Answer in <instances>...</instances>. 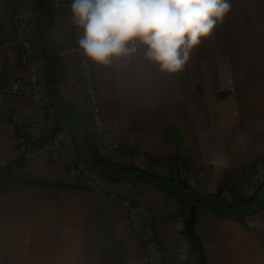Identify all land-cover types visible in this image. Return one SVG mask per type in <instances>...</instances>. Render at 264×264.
Segmentation results:
<instances>
[{
  "label": "crops",
  "instance_id": "1",
  "mask_svg": "<svg viewBox=\"0 0 264 264\" xmlns=\"http://www.w3.org/2000/svg\"><path fill=\"white\" fill-rule=\"evenodd\" d=\"M230 2L223 24L193 50L181 72H162L144 57V46L129 62H94L93 69L104 98L106 133L133 150L108 158L180 179L203 195L221 188L225 200L238 202L250 166L264 173V0ZM45 41L65 65L61 97L85 124L81 107L67 98L77 71L67 13L53 11ZM37 45L42 46L38 40ZM13 56L6 58L4 75L5 69L21 74L10 64ZM6 99L25 120L31 118L26 94ZM22 132L31 145L16 176L26 183L0 193V264H148L122 212L89 189L84 174L47 163L40 154L44 146L32 145L38 129L26 125ZM55 134L65 136L67 150L78 156L70 130ZM19 156L16 134L0 112V166ZM94 180L155 211L166 264L194 263L187 215L174 197L137 180ZM195 230L208 264H264V196L258 211L244 218L224 217L199 204Z\"/></svg>",
  "mask_w": 264,
  "mask_h": 264
},
{
  "label": "built area",
  "instance_id": "2",
  "mask_svg": "<svg viewBox=\"0 0 264 264\" xmlns=\"http://www.w3.org/2000/svg\"><path fill=\"white\" fill-rule=\"evenodd\" d=\"M72 0H49L48 5L54 12H65L69 15L70 33L74 44V52L79 61V72L83 79V88L86 91V98H89L88 109V145L89 151L102 149L111 151L129 152L131 149L128 145L113 144L106 142L105 139V121L103 119V110L99 103L94 74L92 71L91 59L87 58L83 50L79 47L78 40L83 35V30L77 28L72 22L71 14ZM9 13L11 19V30L13 36H4L3 14L4 9L0 6V76L3 75V67L8 53L12 52L17 55V66L19 69L27 72L26 79H17L10 83L0 78V112L8 129L16 134V146L21 152L27 151L29 141L22 129L29 126L32 129L41 130V134L48 129V108L49 99L46 88L42 84L37 57L35 54L34 39V18L36 10L30 4L24 3L23 0H8ZM3 12V13H2ZM4 36V37H3ZM138 52V51H137ZM130 56L120 61L129 62L134 58ZM7 55V56H6ZM2 64V68H1ZM29 86L31 89V118L27 121L21 113L13 106L8 104L6 97L8 95H20L22 90ZM45 143L51 159L56 164H63L70 174H81L83 169L77 164L75 158L63 146V140L51 134ZM253 172V169L251 168ZM88 177L86 183L89 189L103 194L109 201L119 209L129 223L132 235L141 243L143 252L148 264H165V254L160 241V236L156 224V213L151 208L145 207L140 203L133 201L131 198L123 195L117 189L106 190L101 188L98 183Z\"/></svg>",
  "mask_w": 264,
  "mask_h": 264
},
{
  "label": "clouds",
  "instance_id": "3",
  "mask_svg": "<svg viewBox=\"0 0 264 264\" xmlns=\"http://www.w3.org/2000/svg\"><path fill=\"white\" fill-rule=\"evenodd\" d=\"M231 11L230 0H72V22L83 30L79 47L92 61L111 65L145 47L162 72L178 73L202 40Z\"/></svg>",
  "mask_w": 264,
  "mask_h": 264
},
{
  "label": "trees",
  "instance_id": "4",
  "mask_svg": "<svg viewBox=\"0 0 264 264\" xmlns=\"http://www.w3.org/2000/svg\"><path fill=\"white\" fill-rule=\"evenodd\" d=\"M33 2L35 3L36 0H33ZM36 9L38 11V17L36 16V21L38 23L37 40L42 44V47H45L49 45L45 40L51 27L53 11L49 9L48 3L45 7H37ZM59 59L60 63H62L61 58ZM64 76L65 72H60L58 76L59 86L62 83ZM44 143L45 139H39L32 145L33 147H40ZM86 158L89 159L90 163L88 169L105 180H137L167 192L179 203L180 208L185 213V217L188 214L191 205L195 204L197 208L199 204H203L210 207L214 212L221 216L232 217V215H234L244 218L246 215L256 213L258 211L262 199L261 196H264V180L248 198L238 202H230L222 197L221 188H219L218 192L214 195H203L192 190L189 185L180 179L153 173L141 168L135 163L123 164L110 158L103 157L96 151L89 152L87 157L81 158L80 160L83 161ZM25 166L26 160L24 155H21L0 166V193L10 190L17 184L26 183L25 180H21L15 175L16 171L24 168ZM47 184L53 183L48 182ZM190 250L193 251L191 248Z\"/></svg>",
  "mask_w": 264,
  "mask_h": 264
},
{
  "label": "rangeland",
  "instance_id": "5",
  "mask_svg": "<svg viewBox=\"0 0 264 264\" xmlns=\"http://www.w3.org/2000/svg\"><path fill=\"white\" fill-rule=\"evenodd\" d=\"M23 2L24 3H27V4H30L32 6L33 5L35 6V3L33 2V0H23ZM0 6H1L2 9H4V14L2 16L3 17L4 32H5L4 33V36L5 37H11V36H13L12 30H10L11 32L10 31H8V33L6 32V29H7L6 28V22L10 21L9 24L11 25V19H10V13H9L10 10H9V5H8V0H0ZM36 8L37 7L35 6L34 9L36 10V15H35V18H34V22H35V27H34L35 48L34 49H35V54H36V57H37V60H38L37 61V65L39 66V73L41 75L42 84L46 88V86L48 85V80H49L50 75H51V69H50L51 66H50L48 60L43 57V55L41 53V50H40V47H38V45H37V24L38 23L36 21V16L38 14V11H37ZM73 47H74V44H73ZM7 55L9 57H11L12 55H14L13 56V61L10 64H11V66H14V69H17V71H20L21 74L14 75L13 72H10V71H8V70L5 69V73L6 74L5 75L4 74L1 75L0 78L2 80H5L4 81L5 83H10V82L15 81L17 79H26V77L28 75L27 72L23 71L22 69H19L18 66H17V58H18L17 55L14 54V53H12V52L8 53ZM5 58H7V57H5ZM75 58H76V65H77L76 66V70L77 71H76V73L73 76V79H74L73 93L71 95H69V97H67V98L74 99V101L78 104V106L81 107L80 109L82 111L81 112L82 115L86 117L85 118L86 119L85 122H88L87 116H88V109H89V105H88L89 104V98L88 97L86 98L87 94H86V91H85V89L83 88V85H82V83L84 81H83L82 76H81V74L79 72V61H78L76 55H75ZM62 63H63V61H62ZM59 64H60V62H59ZM91 64H92V71H93V74H94V69H93L94 61L91 60ZM4 66H5V64H4ZM1 68H2V64H1ZM94 82H95V88H96L95 90H96V93H97V97H98L99 103H100V105L102 107V104L104 102V98H103V96H102L99 88L97 87L95 74H94ZM25 94L28 96V98L30 100L31 89H30L29 86H26L22 90L21 94L20 95H17V96H22V95H25ZM8 96H11V95H8ZM79 103H80V105H79ZM8 104H9V102H8ZM31 110H32V108H31ZM102 110H103V108H102ZM56 118H57V116L55 115V112L52 110L51 106L49 105V108H48V122H49L48 125L49 126H48V129H46V132L43 133V134H41V130H40V136H39V139L40 140L41 139H45V143L47 142V140H48L49 137L51 138V136L49 135L48 131L51 128L50 127V124H53L52 122L55 123V119ZM103 119L105 121L104 113H103ZM57 121H58V119H56V122ZM84 125L87 128V123H85ZM104 132H105V139H107L106 142H108L110 144L111 143H113V144H115V143H117V144H119V143L120 144H123V142L116 141V140L115 141L111 140L110 137H109V135H107V133H106V129H105ZM56 137H59L61 140H63V146L66 148L65 142H64L65 136H63L62 134H56ZM27 139H28V137H27ZM45 143L43 144V146H44L43 151L44 152L40 153L42 155V157L45 159V161H47V163H49L51 166L52 165L59 166L60 168L65 169V166H63V164H56V162H54L51 159V157H50L47 149L45 148ZM28 145H30V144H28ZM28 150H29V147H28L27 151H25V152H21L20 150L19 151H20V154L21 155H25L28 152ZM129 150H130L129 152L132 151V153H133V150L132 149H129ZM94 151H96L97 153H99L103 157H107L106 155H108V156L110 155L111 156L113 154H119V153L124 154V155H128V153H129V152H124V151H123V153L121 151L115 152V151H111L109 149L108 150L102 149L100 152H98L97 149H92L89 152H94ZM44 154H45L46 158H45ZM70 154L75 158L74 160L77 161V164H79L78 156L75 155L74 153H70ZM25 160H26V158H25ZM81 162H82L81 167L83 169L82 174H84L86 176V178L93 177L92 179H94L95 176H98L93 171H90L88 169V166L90 165L88 158L84 159L83 161L81 160ZM26 164H27V160H26ZM251 168L253 169V172L251 171ZM31 171H32L31 169L25 171L26 176L29 175ZM15 175H16V173H15ZM263 180H264V173L263 172H260L256 167H253V166L251 167L250 166V168L247 170V176H246L245 180L244 181H241V184H240V188H241L242 193L240 192L241 194L240 195L238 194L239 195V198H240L239 201H242L243 199L248 198L249 196H251L252 193H253V191L259 186V184H261L263 182ZM235 192H237V189H236ZM163 252H164V250H163ZM164 254H165V252H164ZM165 264H166V259H165ZM187 264H191V261H189V263H187Z\"/></svg>",
  "mask_w": 264,
  "mask_h": 264
},
{
  "label": "water",
  "instance_id": "6",
  "mask_svg": "<svg viewBox=\"0 0 264 264\" xmlns=\"http://www.w3.org/2000/svg\"><path fill=\"white\" fill-rule=\"evenodd\" d=\"M48 0H36L35 6L43 8L47 5ZM44 58L48 59L51 66V75L47 85V96L50 106L57 116V124L51 131L55 134L60 130H70L73 136L77 154L80 158H85L89 154L88 131L81 121L78 111L75 107L67 104L61 97L60 86L58 85V76L60 72H65V66L60 63L58 53L50 46L40 47ZM197 218V208L193 204L184 220L185 235L190 248L197 253L193 264H208L202 243L195 230Z\"/></svg>",
  "mask_w": 264,
  "mask_h": 264
},
{
  "label": "flooded vegetation",
  "instance_id": "7",
  "mask_svg": "<svg viewBox=\"0 0 264 264\" xmlns=\"http://www.w3.org/2000/svg\"><path fill=\"white\" fill-rule=\"evenodd\" d=\"M48 60V59H47Z\"/></svg>",
  "mask_w": 264,
  "mask_h": 264
}]
</instances>
